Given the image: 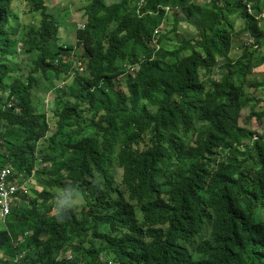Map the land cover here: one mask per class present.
I'll list each match as a JSON object with an SVG mask.
<instances>
[{"label":"trees","instance_id":"obj_1","mask_svg":"<svg viewBox=\"0 0 264 264\" xmlns=\"http://www.w3.org/2000/svg\"><path fill=\"white\" fill-rule=\"evenodd\" d=\"M84 1L61 44L46 0H0V167L34 181L0 219V264H132L122 256L157 208L168 241L152 253L166 259L136 264H264V133L238 124L247 106L264 116L251 92L264 76H250L264 66V0H146L141 16L133 0ZM136 63L138 86L120 94L114 78ZM42 79L50 108L32 98ZM67 184L80 200L59 221L54 188ZM67 247L73 259L55 261Z\"/></svg>","mask_w":264,"mask_h":264},{"label":"clouds","instance_id":"obj_2","mask_svg":"<svg viewBox=\"0 0 264 264\" xmlns=\"http://www.w3.org/2000/svg\"><path fill=\"white\" fill-rule=\"evenodd\" d=\"M119 1V0H117ZM115 1V2H117ZM132 2H134L135 5V12L137 15H144V13L141 11V9L143 8V6L146 3V0H133ZM112 3V2H111ZM167 9V8H166ZM246 10L250 11L249 6L246 5ZM264 16V13H263ZM82 24H80V26L78 27H83V21H81ZM77 27V26H76ZM75 31V30H74ZM158 30H155V33ZM156 39V38H155ZM155 39L152 40V44L155 45V50H157L158 46L156 45V41ZM251 41V40H250ZM248 41V42H250ZM66 44V43H65ZM19 50V48H18ZM84 61H82V64H80L81 62H77L76 64H74V66L76 67V70H78L79 72H83L84 69ZM139 69V65L138 63L134 64V65H125V72L120 74L119 76L114 78V88L116 89V84L115 81L118 77H125L126 80H131L132 75H135L136 72H138ZM75 76V75H74ZM71 76H69L66 81L70 78ZM125 80V81H126ZM132 82L133 84L136 83L137 85V81H129ZM128 82V83H129ZM63 84L59 83L56 88L58 87H62ZM117 90V89H116ZM260 90H264L263 88ZM118 91V90H117ZM48 92H51V90H49ZM119 92V91H118ZM129 93V87L128 84H126V89L122 94H128ZM253 94V93H252ZM256 97V96H255ZM258 99L260 98L257 97ZM54 99V97H52L51 101ZM51 101L48 103L44 101L45 106L47 108L52 107L51 105ZM254 103L257 104L256 106V110H261V108L264 105H260L259 106V100H254L252 101ZM8 105H10V103H8ZM248 108L249 113L247 115V120H250L254 115H252L250 113V108L244 107L241 109L240 111V117L238 119V124L241 128H244L248 131H250L251 134V141L258 139L259 135H262L264 133V116L261 119H258L255 117V119L260 123H262V130L261 132H256L253 129H250L249 127H247V124L241 125L240 124V118H241V114H242V110ZM250 141V143H251ZM247 142V141H246ZM11 158V157H10ZM2 169H7L9 172L8 179H12L11 178V170H12V166L11 164L8 162L4 163L1 165L0 167V172ZM19 174L22 175L21 178H19ZM17 180L16 182L18 183V190L16 191V193L12 196V203L11 206L14 204L15 200H17V195H22L23 193L25 195L29 194V189H28V183H34V181H32L33 176H29L26 175L25 171H18L16 174ZM57 192L56 196L53 198L51 207H50V213L59 221H63L67 215V213L74 209L77 205V203L80 200V197L77 195L78 190L75 188L74 185L71 184H67L65 185L63 188H61L60 190H58V188H54ZM11 210V207H10ZM10 213V211L3 217H0V219H4L8 214ZM168 222L167 220H165L163 217L160 216V210L157 208L155 210H153V216L152 219L147 223V225L145 226V228L143 229V231L140 234V243H139V247L138 250L133 253L132 255H124L122 257L127 258L130 262L133 261L132 264H136V260H141L142 262H147L150 261L152 259V257H155L157 259H155V261H159V260H164L166 259L165 257H161L160 255L154 254L152 253V250L154 249V246H156L157 244H166L168 241ZM125 227L123 228V233L119 238H116V240H111L109 242V248L111 249L110 253H112V250L114 248H116L117 246H122L123 242H125ZM75 256L74 254V250L70 247L65 248L64 250H61L60 252H58L57 256L55 257V261H61L62 259H73V257ZM82 260L80 259L78 264H82ZM160 264H170V261H165L162 262Z\"/></svg>","mask_w":264,"mask_h":264},{"label":"rangeland","instance_id":"obj_3","mask_svg":"<svg viewBox=\"0 0 264 264\" xmlns=\"http://www.w3.org/2000/svg\"><path fill=\"white\" fill-rule=\"evenodd\" d=\"M107 3H111V0H105ZM117 0H114L113 2H115ZM47 2V6L48 7H54L52 9V11H54V13L57 15V18L59 19L60 22V29H59V42L61 44L64 43H69L72 42L73 43V36L75 34V27L76 26H80V24H82V11H77L76 7H78L79 5H84L85 1L84 0H46ZM23 21L25 23H30L33 19L35 21H37L38 19V15L37 13H33L31 15H23L22 16ZM243 24L237 22V27L242 26ZM168 27V26H166ZM180 28H182V26H180ZM180 32H186L189 31V29L185 26L184 29H180ZM243 40V37H240V40H236L234 39L232 42V51L231 53L236 54L237 50L239 48V44L240 42ZM260 52H264V45L260 48ZM17 62H20V66L23 68L22 71H24L23 76L26 77V75L28 74V72H30L32 70V60H29L26 56H18V59H16ZM82 64V62L80 63ZM257 71V75L255 76L254 73H252L250 76L254 77V78H262L264 76V66H259L256 68ZM134 75H132L133 77ZM131 77V80H134V78ZM126 78L124 77H118L115 81L116 84V89L119 91L120 94H122L125 89H126ZM49 84L42 79V81L39 82L38 85L34 86L32 91H33V100L34 102L39 101L41 99H43V101L48 100V103L51 101L52 97H55L54 94V90H52L51 92H47L45 90V88L48 86ZM251 91V90H250ZM256 97L260 96V100H259V106L260 105H264V90H252L251 91ZM43 108H45V103L43 105ZM249 113L248 108H245L242 110V114H241V118H240V124L244 125L247 124L246 126L249 127L250 129L255 130L256 132H261L262 130V123L258 122L255 117L253 116L250 120H247V115ZM47 117L53 118L51 113H47L46 114ZM11 156V155H10ZM31 183H28V185ZM55 190V189H54Z\"/></svg>","mask_w":264,"mask_h":264},{"label":"built area","instance_id":"obj_4","mask_svg":"<svg viewBox=\"0 0 264 264\" xmlns=\"http://www.w3.org/2000/svg\"><path fill=\"white\" fill-rule=\"evenodd\" d=\"M9 172L7 169H2L0 172V217L5 216L11 207L12 196L16 193L19 186L18 183L12 179H8ZM22 175L19 174V178Z\"/></svg>","mask_w":264,"mask_h":264},{"label":"crops","instance_id":"obj_5","mask_svg":"<svg viewBox=\"0 0 264 264\" xmlns=\"http://www.w3.org/2000/svg\"><path fill=\"white\" fill-rule=\"evenodd\" d=\"M112 2L114 1V0H111Z\"/></svg>","mask_w":264,"mask_h":264}]
</instances>
